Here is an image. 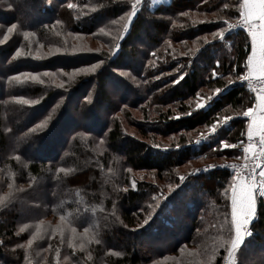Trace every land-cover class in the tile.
<instances>
[{"label":"trees","instance_id":"1","mask_svg":"<svg viewBox=\"0 0 264 264\" xmlns=\"http://www.w3.org/2000/svg\"><path fill=\"white\" fill-rule=\"evenodd\" d=\"M151 2L130 21L133 0H0V264H203L205 249L223 264L231 175L217 163L242 151L220 142L244 141L247 119L221 120L254 97L235 83L249 36L212 33L240 19L242 0ZM71 36L99 48L76 49ZM201 97L211 99L198 109ZM62 216L88 229L86 250L18 234ZM248 227L229 264H264V197Z\"/></svg>","mask_w":264,"mask_h":264},{"label":"snow or ice","instance_id":"2","mask_svg":"<svg viewBox=\"0 0 264 264\" xmlns=\"http://www.w3.org/2000/svg\"><path fill=\"white\" fill-rule=\"evenodd\" d=\"M140 3V0H133L132 10L128 13L129 20L136 15V5ZM72 7V5H69ZM227 7V5H225ZM242 8L244 11L241 12L242 25L247 28L249 36L252 40L251 54L248 57V71L244 75L238 76L237 79L243 81L251 80L255 77L260 81L261 87L258 90L256 97L255 107H248L242 113H238L243 117L248 118L247 123V143L240 141L239 144H231L226 141H221L223 148H243V159L245 164L239 167L237 175L233 177L234 184L231 186V208H232V229L234 235L230 239V247L228 248V256L235 257L237 250L241 249L245 245L246 238L251 236V231L248 227L256 217L257 214V197H264V0H243ZM227 23V21H225ZM16 25H12L15 28ZM236 27L235 25L229 24V29ZM127 29V25L125 26ZM103 31V30H102ZM212 37L219 38L220 40L225 39V31L221 29L219 32H213ZM206 40V38H205ZM119 48V45L116 46ZM19 55V53H17ZM99 67V64L92 65L90 71H95ZM83 71V69H81ZM24 75H31L33 79H36L38 74L25 73ZM48 75V73H44ZM215 75V73H214ZM183 77L181 76L180 79ZM179 80L174 81L178 83ZM229 80V83H232ZM40 83H43L41 80ZM60 87H63L61 83ZM257 91V89H252ZM217 93H220V89H215ZM21 99L23 103H35V101H29L25 98ZM211 97H201L200 100H210ZM208 105L202 102L197 103V108H206ZM191 113H187L190 115ZM231 116L223 118L225 122L231 120ZM42 127V125H37ZM35 131V129H33ZM211 131L215 133L217 131V124L211 126ZM203 135V134H202ZM243 135V133H242ZM156 147H159L158 145ZM177 148L180 145L176 146ZM240 159V157H237ZM212 167V166H210ZM225 167V165H221ZM232 168H238L237 165H231ZM259 169V171H257ZM205 169L204 171H207ZM60 171H64L60 169ZM131 171V169H129ZM199 171V170H197ZM185 177H180L183 181ZM11 187V185L9 186ZM133 187L135 183L133 182ZM64 217H61L63 220ZM43 223V222H41ZM149 219L144 220V224H148ZM27 227V225H25ZM21 231H24L22 228ZM76 229L73 228L72 232ZM88 229L85 228V233ZM40 232V227H36V231L33 233L32 238L28 240V245L33 243L36 239V234ZM83 247V245H81Z\"/></svg>","mask_w":264,"mask_h":264},{"label":"rangeland","instance_id":"3","mask_svg":"<svg viewBox=\"0 0 264 264\" xmlns=\"http://www.w3.org/2000/svg\"><path fill=\"white\" fill-rule=\"evenodd\" d=\"M167 1L168 0H152L151 8H154L155 6H157L161 2H167ZM230 22H232V21H230ZM71 38L74 40L73 42L75 45H73V46L76 49L90 50V49L99 48L97 46V43L92 41L90 38L83 37V36H73V37L71 36ZM0 63H1V60H0ZM107 90L110 91L109 89H107ZM111 91L114 93V96L116 95V93L119 94L120 96L122 95L121 90L119 91V93L116 89H111ZM206 101L207 100H200L199 102L206 104ZM238 113H240V112L231 113L230 116L231 117L236 116V115L239 116ZM227 122H225L222 119L221 125L226 126L228 124ZM81 123L83 124V126H87V125H85L84 121H82ZM220 127L221 126H219V128ZM128 131L130 132V130H128ZM210 132H212V131H210ZM32 157H34V156L32 155L31 158ZM229 162H234V160L226 161L223 163H222V161H220L217 163V166H221V165H224V164L229 163ZM195 165H199V164H195ZM210 166H211V164H205L204 166H202L203 168H197V167H194V168H197L200 171V170H204L206 168H212ZM191 169H193V168H190L187 170L185 169V171L183 173L188 172L190 174L192 171ZM197 172L198 171H195L194 173H197ZM234 183L235 182L233 180V177L230 176V190L228 193V199H229V203H230V216H231L230 227H231V231H229V229H228V231L225 230L219 236V238L221 239V245H227V254H226L225 260L223 261L224 264H229V263L233 262V257L228 256V248L230 247V239H231L232 235H234V232L232 229V211H231V186ZM228 199L226 198V200H228ZM41 222H43V223H41ZM25 225H27V227H25ZM37 226L40 227V232L36 234L35 240H38L41 244H44L46 249H48L49 247H54L55 249H58L55 244H51V242L57 237L58 241L61 244H63L64 246H66V249H74V250H79V251L86 250L88 240H89V235L87 233H85L84 230H80V231L76 230L75 232H72L73 228L68 226L62 220L61 221L56 220L55 222L52 221L51 223L48 220H43V221H38V222H28L27 224L20 225V227L18 228V234H25L27 236V241L25 242V245H28L27 242L29 239L32 238V235L36 231ZM22 228L24 229V231H21ZM229 233H231L230 234L231 237L228 240L227 235H229ZM113 236H114L113 238H115L116 240L118 239V237L116 235H113ZM35 240H33V241H35ZM145 240H147V238H145ZM81 245H83V247H81ZM177 250L181 254L183 252V250H185V249H177ZM205 250L207 252H209V255L207 256V258H205V260L203 261V264H213V256L212 255L215 254L216 249H205ZM253 255H252V253L247 252V255L245 256L246 257L245 262L247 260L251 261V259H254L252 257ZM67 260H68V257L66 256L65 262H67Z\"/></svg>","mask_w":264,"mask_h":264},{"label":"built area","instance_id":"4","mask_svg":"<svg viewBox=\"0 0 264 264\" xmlns=\"http://www.w3.org/2000/svg\"><path fill=\"white\" fill-rule=\"evenodd\" d=\"M229 24L235 25L236 27H234L232 29H229ZM241 25H242V19L241 18L236 20V21L227 22L226 26H225V30H224L225 31V35H227L229 33H232V32H235V31H238V30L244 31L248 35L249 33L247 31V28L243 27ZM235 83L237 85H239V86L244 87L247 91H249L250 94H252L253 97L257 96L258 90L261 87L260 81L257 80L255 77H253L251 80H247V81H243V82H241V80L238 79ZM252 89H257V91H253ZM244 142L247 143V139H245ZM241 151H242V156H241V158L239 160L224 164L225 165L224 169L226 171H228V173L232 177L236 176L237 175V171L239 170V167L243 166L245 164V160L243 159V155L244 154H243L242 146H241ZM231 165H237L238 168H232V167H230ZM206 169H208L207 171L211 170V168H206ZM257 171H259V169H257ZM198 172H200V171H198Z\"/></svg>","mask_w":264,"mask_h":264},{"label":"crops","instance_id":"5","mask_svg":"<svg viewBox=\"0 0 264 264\" xmlns=\"http://www.w3.org/2000/svg\"><path fill=\"white\" fill-rule=\"evenodd\" d=\"M242 4H243V0H242ZM242 11H244V9L241 7V12ZM240 18H241V16H240ZM248 36H249V34H248ZM249 41H250V45H251L250 53H249V55H250L251 54V49H252V40H251V37L250 36H249ZM249 55H248V57H249ZM248 57H247V61H246V72L245 73H247V71H248V68H247V65H248ZM256 97L257 96L254 97V103H253V105L251 107H255V105H256ZM246 119H247V123H248V118L246 117ZM246 134H247V130H246ZM246 139H247V135H246ZM231 196H232V190H231ZM231 211H232V208H231Z\"/></svg>","mask_w":264,"mask_h":264},{"label":"water","instance_id":"6","mask_svg":"<svg viewBox=\"0 0 264 264\" xmlns=\"http://www.w3.org/2000/svg\"><path fill=\"white\" fill-rule=\"evenodd\" d=\"M117 53H118V50H117V49H115V50L113 51V56H116V55H117Z\"/></svg>","mask_w":264,"mask_h":264}]
</instances>
